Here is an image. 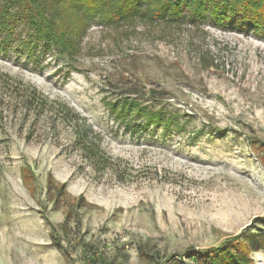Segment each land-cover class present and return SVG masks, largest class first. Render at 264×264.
<instances>
[{"label": "rangeland", "instance_id": "374dc122", "mask_svg": "<svg viewBox=\"0 0 264 264\" xmlns=\"http://www.w3.org/2000/svg\"><path fill=\"white\" fill-rule=\"evenodd\" d=\"M240 21L0 51V264H208L187 254L244 229L264 264V27Z\"/></svg>", "mask_w": 264, "mask_h": 264}, {"label": "trees", "instance_id": "16d2710c", "mask_svg": "<svg viewBox=\"0 0 264 264\" xmlns=\"http://www.w3.org/2000/svg\"><path fill=\"white\" fill-rule=\"evenodd\" d=\"M207 14L218 24L238 18L240 25L249 22L256 28L264 27V0H0V51L7 55L13 48L25 55V62L41 66V55L51 47L73 59L94 20L111 25L139 17L150 22L196 24L205 20ZM125 127L136 131L142 126ZM88 150L98 161L105 160L94 145H88ZM259 220L264 224V217ZM244 234L245 229L217 246L192 250L187 257L208 264H252L247 251L238 249ZM179 261L190 264L181 257Z\"/></svg>", "mask_w": 264, "mask_h": 264}]
</instances>
